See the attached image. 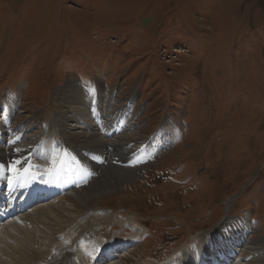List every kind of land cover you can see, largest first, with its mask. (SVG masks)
<instances>
[{"label":"rangeland","instance_id":"1","mask_svg":"<svg viewBox=\"0 0 264 264\" xmlns=\"http://www.w3.org/2000/svg\"><path fill=\"white\" fill-rule=\"evenodd\" d=\"M95 89L113 94L112 111L141 144L166 121L168 132L149 161L112 166L136 170L85 217L87 264L121 241L113 261L96 264H182L198 234L231 219L247 222L245 234L241 223L234 229L247 241L241 249L264 264V0H0V96L17 99L11 133L41 141L39 119L54 117L59 97ZM49 157L35 163L37 175ZM60 197L27 212L29 224L7 225L1 264L47 260L59 225L75 229L62 224L77 217L72 207L49 211Z\"/></svg>","mask_w":264,"mask_h":264},{"label":"bare ground","instance_id":"2","mask_svg":"<svg viewBox=\"0 0 264 264\" xmlns=\"http://www.w3.org/2000/svg\"><path fill=\"white\" fill-rule=\"evenodd\" d=\"M93 91L101 90H90L89 93ZM66 93L67 92H65L64 95ZM94 93H91L92 95L87 94L82 96L77 92L74 96L66 95L63 97L64 99H60L59 97V110L56 114H53L54 117L52 116V118L48 121L46 120V122H43V117L39 119V122L41 121L40 124H43V127L47 129L45 135H42L43 138L41 141L32 139L31 142L28 143L22 139L23 137L21 134H14L9 130V122L15 113L17 104L16 96L15 98H10L9 101L2 99L0 96L1 108L3 107L2 109L5 113L3 121H0V188H3L1 181L6 179L13 181L7 184L9 191L18 186V182L15 179L25 178L26 170L28 169V167H26L27 158L30 154L38 165L41 164L40 161H48L47 158L49 156L47 157V155H45L47 158H42L44 154H48L50 155V167L48 175L44 181H48L49 177L53 179L51 183L53 182L52 189L54 196L57 194V191L58 193H63L60 197L62 200L59 204L60 207L54 208L50 206L51 208L48 210L61 211L64 206L65 208H67L66 206H69L72 207L71 211L77 212L75 220H72V218L69 217L62 220V224L65 226L68 225V227L73 226L75 227L74 230H70L69 233H66V227L62 226L61 229V225H59V230H55L57 232L56 239H53L54 243L50 246V248L53 249L51 250L52 254L50 253L51 255L47 256V258L45 257L47 260H43V257H41V260L40 258H32L28 264H87L90 255H85L82 252L83 248L81 247V244L83 243L82 241L85 242L84 239H89V234L88 236H85V238L80 236L81 233L87 234L90 230L88 218L85 219V217L91 216L93 212H97V210L100 209H97L99 207L98 204L101 199L110 192L111 188H113V182L120 183L128 179L132 176V172L136 170L135 168L130 170L123 169L120 165L116 166L119 168H114L112 166H114V164L122 165L123 162L129 161L126 166L129 168L134 167L142 162L149 161L164 147L161 138L168 132V127L165 126L167 125V121L165 122L166 124H164V127L159 130L153 138L148 139L146 143L141 144L139 142L140 139H137L132 133V128H129L130 121L127 119L122 120L120 117L116 116L114 111H112L113 94L109 96L110 93L106 92ZM105 94H108V96H105ZM61 108L66 109V111H62L63 109L61 110ZM108 117H111V119H109L112 122L106 124L105 118ZM52 132L54 135H51ZM113 136L117 139H112ZM165 141H168L167 137L165 138ZM34 144H36L37 147H33ZM109 147L114 151L111 152L110 155L108 153ZM106 157L110 158L108 165H106L108 161H104L103 159ZM104 164L105 166L102 167ZM75 176L78 177V182L75 181ZM50 190L51 188L47 187L44 191V193H47L46 200H49V197H53V195L50 194ZM38 194V192H33V189H31V195L32 197H35L31 206L41 201V195ZM42 201H44V199ZM230 206L229 202L226 208L227 213L230 210ZM35 207L37 206L32 207V209ZM29 209L30 208L28 207L22 209L21 206H19L18 208L13 209L11 213H0L2 216V220H0V234L6 238L5 240H9L12 236V233L6 231L9 227L7 224L13 222L29 224L31 213L23 214L24 216H20L15 220L13 219L14 221L5 225L3 222L24 213ZM41 210L42 209H40V211ZM48 210L45 211L46 215H48ZM38 215H40V213ZM78 217H83L84 220L77 221L76 219ZM34 219L35 218H33V221ZM22 220L27 223H24ZM76 222L79 229H77V226H74ZM222 222V224L219 223L221 224L220 226H217L219 225L217 224L210 230L197 235V238H199L198 246L194 251L190 252V250L189 252L187 251L188 253H184L183 263L181 262L182 264H211V262L214 264H218L219 262L221 264H229V262L234 260V257L245 259L246 261H249V264L261 263L263 260V258L259 256L261 253L248 252L252 249L248 251H246V249H241V247L246 245L247 241L241 237L242 235L238 236L234 230L238 229V225L241 223L239 225V227H242L240 231H242V234H245V231H249L250 229L247 222L234 219ZM243 231L245 233H243ZM14 234H16V232ZM70 239L74 241L76 240L75 248H73L74 246H72V240L70 241ZM5 242L6 241H4V243ZM128 243L129 242L123 243L121 241L120 243L107 247L108 249L106 248V251L112 254L109 262L113 261L117 256L118 251L121 248H124L123 246ZM2 244L0 243L1 247H3ZM199 249H201L200 253L198 252ZM26 252L28 251L26 250L25 253ZM197 253H199V256H196ZM22 254L23 253H21V255Z\"/></svg>","mask_w":264,"mask_h":264}]
</instances>
